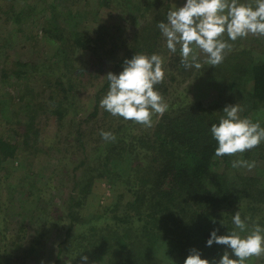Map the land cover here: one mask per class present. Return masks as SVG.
<instances>
[{"label":"trees","instance_id":"obj_1","mask_svg":"<svg viewBox=\"0 0 264 264\" xmlns=\"http://www.w3.org/2000/svg\"><path fill=\"white\" fill-rule=\"evenodd\" d=\"M14 2L25 3L24 0H14ZM109 4L108 0L105 4L100 2L104 7H109ZM168 6L169 4L166 5V10L155 17V22L146 23L147 26L143 24L139 28L136 37L132 40L130 50L126 51V48L120 56L113 55V59H110L111 72L119 74L123 70L125 59H131L135 53L150 56L156 52L158 46L155 43L158 42L156 40H160L161 33L157 24L160 21L166 22ZM50 10L49 19L45 17L43 21L47 28L43 29L44 35L59 42L62 39L60 33H57L58 29L50 25L52 23L50 21L56 18L55 8L51 7ZM76 16L81 18L77 12ZM150 24L154 25L152 34ZM89 42L90 39L78 37L71 43V47L86 49ZM62 45L58 46L57 50L63 55L62 60L65 62L67 47ZM96 45H98L95 48L96 60L99 64L96 71L100 72L104 67L105 56L101 51L102 46L98 43ZM111 53L113 50L108 51L109 57ZM241 53H244V58L237 61ZM241 53L226 51L223 62L217 67L207 66L201 72H190L184 78L194 74L196 79L202 77L200 81L218 80L223 96L220 100H223L224 104L230 99H238L242 102V106L250 103V106L247 105L248 111L260 107L264 109V51L257 52L252 48L242 50ZM175 63L163 64V70L167 73L164 74L163 83L156 85L155 88L167 103L168 109L162 116L159 114L152 116L151 127L113 116L101 107V99L109 90L107 79L101 84H96L95 92L91 96L92 102L83 108V100L77 98L79 91L76 83L79 84V77L85 72L84 69H79V77H76L77 73L74 77V69L69 65L66 67L67 74L65 71H60L53 80L48 78V75L41 78L49 89L46 96H43L45 92L43 93L42 99L31 103L34 91L25 86L21 90L17 88L14 96H11L9 104L13 105V109L10 112H14L16 116V112L21 108L27 118L25 123L18 120L14 123H21L29 130L32 129L35 119L43 108L50 112H59L61 127L66 121V116L69 115L67 120L70 128L62 137L68 140V147L63 148H66L65 151L69 155L74 158L76 155L78 158L67 174L72 181L71 193L76 191V197L69 195L67 218L71 220L70 227L76 221L86 225L87 233L94 232L91 239L86 238L87 233L77 234V237H80L76 244L79 253L89 246L95 251L104 248L103 251L110 261L108 264H164L167 262L166 257L176 260H168V264H184L190 250L195 248L201 253L202 258L213 261L220 259L225 247L215 242L207 246V240L213 230H218L217 235H226L234 229L232 212L243 200L245 204L248 202L249 206L244 211H240L241 218L247 217V212L251 211L247 222L252 226L256 222L261 223V226L264 224L262 220L256 221L254 218L260 209L255 200H264L263 190L256 188L254 194H248L249 184H246L240 175L236 180L237 186L230 188L225 178V169L233 168L232 161L235 159L228 155L223 157L215 155L218 143L213 138L210 128L213 123H218L220 116L224 115L222 112L224 106L216 103L204 107L201 102H193L185 95H181L184 94L183 91L178 96L180 98L176 100L173 98L172 102L166 100L169 98L167 85L176 78L172 71ZM18 64L22 65V63ZM27 65L29 68V64ZM55 66L56 64L54 66L48 64L46 68H55ZM169 67L172 74L168 73ZM32 68L36 70L37 66ZM61 69H64V66ZM34 73L32 70L20 71L19 79L23 83L30 84L31 79H35ZM179 73L182 75V72ZM18 74L19 72H15V75ZM185 80L182 78L177 82L181 84ZM4 104L8 102H2L0 108L2 113L5 112ZM248 116L246 112H241L242 118ZM102 130L114 133L115 141H104L100 135ZM17 150L16 144L0 138V162L17 159ZM59 152L63 156V151ZM248 155L244 156L248 157ZM100 180L124 188V193L119 195L110 210L123 208L120 214L114 216L116 224L107 223L100 226L99 223L103 222L101 213L94 214L92 218H83L77 212L83 206V201L91 192L94 183ZM248 180L259 185L256 177H249ZM127 195L129 200L123 201L122 198L126 200ZM28 197L29 195H26L23 201L27 203ZM8 200L9 198L7 202ZM21 208H24L26 213L29 211L26 204L21 205ZM33 209L34 214L39 216L46 214L43 212L44 209L38 206ZM24 230L25 224L22 223L18 233L20 239L24 237L22 235ZM2 233L6 235V228H3ZM15 239L17 240L15 248L22 254L5 257L0 249V264L1 261L8 264L25 259L31 256L35 246L39 245V240L34 238L28 249L19 250L20 239L18 237ZM61 251L62 249L59 248V255ZM154 251L155 253H152Z\"/></svg>","mask_w":264,"mask_h":264},{"label":"rangeland","instance_id":"obj_2","mask_svg":"<svg viewBox=\"0 0 264 264\" xmlns=\"http://www.w3.org/2000/svg\"><path fill=\"white\" fill-rule=\"evenodd\" d=\"M105 1L107 0H24L25 3L21 4L14 0H0V108H2L3 101L8 102L3 106L5 112H0V138L10 141L18 147L17 159L13 161L1 160L0 162V249L5 257L22 254L15 248L17 242L15 237L20 239L18 233L22 223L25 224V230L22 232L24 237L19 240V250L28 249L34 238L39 240V245L35 246V251L31 256L8 264H66L67 260H72V264L73 262L80 264L81 256L88 257L87 264H108L110 262L103 251L104 248L95 251L91 249L93 247L88 246L83 248V251L80 250L82 252L79 253L76 244L80 237H77V234H86L88 229L85 228L86 225H81L76 221L71 227L69 226L71 220L67 218V205L69 195L72 194V197H76V191L71 193L72 181L67 174L70 172V168L76 164L75 159L78 158L76 155L75 158L72 157L65 151L66 148H63L68 147V140H64L62 137L67 134L70 128L67 120L69 115L66 116V121L61 127L59 112H50L43 108L30 129L32 131H30L21 124L27 121L24 111L19 108L18 112L15 111L17 113L15 116L14 112H10L13 105L9 104L10 98L14 96L17 88L21 90L24 86L34 91L31 103H34V100L42 99L43 93L45 92L43 96H46L49 89L41 78L48 75V78L53 80V77L59 75L60 71L66 72V67L72 66L74 77L80 71L79 69H84L85 74L80 77L79 74L76 76L79 77V84L76 83V87L79 91L77 98L80 101L83 100L82 106L86 108V105L92 102L91 96L95 92L96 84H101L106 80L105 75L111 70L110 59H113V55L120 56L126 48V51L130 50L132 40L136 37L139 28L143 24L147 26L146 23L155 22V17L166 10L167 4H169L167 10H172L186 3V0H108L109 7L100 5V2L105 4ZM240 2L252 3L253 0H240ZM51 7L55 8L56 18L50 21L52 22L50 25L58 29L57 33H60L62 39L59 42L44 35L43 29L46 27L43 21L46 18L49 19ZM76 12L81 18L75 17ZM47 27L49 28V25ZM149 27H151L152 34L154 25L150 24ZM78 37L90 39L86 49L71 47V43ZM159 38L160 40H156L158 42L155 43L158 46L155 54L161 55L164 63L176 62L172 66L173 75L176 78L174 82L167 85L169 93L167 101L172 102L173 98L175 100L180 98L178 96L183 91L184 94L181 95H185L193 102H201L204 107L216 103L224 107L229 104H238L242 109L241 112H246L249 115L248 118H251L253 122L258 121L261 127H264V109H260V107L248 111L247 105L250 106V103L242 106V102L236 98V100L230 99L224 104L223 100H220L223 99V96H221L218 80L200 81L202 77L196 79L194 74L184 78L190 72H201L207 68V65L201 70L194 67L184 68L181 65L179 47L175 53H172L167 49L166 39L162 33ZM223 39L232 45L231 53L235 51L241 53L242 50L246 51L252 48L257 52L264 51V36L249 34L246 38H238L233 42L228 39L227 33H225ZM96 43L102 46L101 51L105 56L104 67L100 72L96 71V67L99 65L96 60L95 48L98 47ZM61 45L67 47V62L62 60L63 55L57 50ZM193 48L198 54L199 61L203 63L206 59L205 54L196 49L194 45ZM109 50H113L110 57L107 54ZM242 58H244V53L239 55L237 61ZM18 63H22V65ZM27 64H29V68ZM48 64H53V66L56 64V66L49 69L46 68ZM35 65L37 66L36 70L32 68ZM62 66L64 69H61ZM26 70L35 72V79H31L30 84L23 83L19 79L20 71ZM168 70H170L168 73L172 74L170 67ZM15 72H19V74L15 75ZM179 72H182V75ZM166 73L164 72V74ZM182 78L186 80L181 84L178 83L177 81ZM248 84L250 88V83ZM6 116L8 117L4 119ZM15 120L21 123H14ZM59 151H63V156ZM245 154H249L248 157H245ZM232 158L254 161L255 167L251 170L246 167L235 169L227 167L225 178L229 182L230 188L237 186L236 180L240 175L244 182L249 184L248 194H254L256 188L264 192V141L258 147L251 149L250 152L238 153ZM249 177H256L259 185L251 183L248 180ZM31 190L33 193L28 194L27 192ZM122 193H124V188L115 185V183L104 180L97 181L92 186L91 192L85 197L83 206L77 212L83 218H92L94 214L101 213L103 222L99 223L100 226L107 223L116 224L114 216L120 214L123 208L110 210ZM26 195H29L27 203L23 201ZM7 198H9L8 202ZM122 199L127 201L129 196L127 195L126 200ZM255 201L260 209L256 210L254 218L256 221L264 222V200ZM246 203L243 200L238 207H235L232 217L236 211H244L248 208L249 204ZM23 204L29 208L27 213L24 208H21ZM36 206L44 209L43 212L46 214L44 216L34 214L33 207ZM74 210H76L75 207ZM250 214L251 211L247 212L246 216L250 217ZM246 224V231L250 230L252 225L247 221ZM3 228H6V235L2 233ZM237 231L239 230L237 229ZM93 233H87L86 238L91 239ZM245 234L246 232L241 233V235ZM224 247L223 252H231L226 246ZM59 248L62 249L60 255ZM165 260L167 262L164 264H168V260L176 261L172 257H166ZM263 263L264 256H253L246 261V264ZM1 264L4 262L1 261Z\"/></svg>","mask_w":264,"mask_h":264},{"label":"clouds","instance_id":"obj_3","mask_svg":"<svg viewBox=\"0 0 264 264\" xmlns=\"http://www.w3.org/2000/svg\"><path fill=\"white\" fill-rule=\"evenodd\" d=\"M157 27L170 52L175 53L179 47L184 68L201 70L206 65L215 68L223 62L226 51L232 49V45L223 39L225 33L233 42L249 34L264 36V0H253L252 3H241L240 0H186L183 6L169 10L166 22L160 21ZM193 45L205 54L203 63L199 61ZM163 64V57L155 53L150 56L135 53L131 59H125L119 74L110 71L105 75L109 90L101 99V107L113 116L151 127L152 116H162L168 109L155 88L163 83ZM241 111L238 104L226 105L222 110L224 115L220 116L218 123L211 125L210 132L218 143L216 156H235L258 147L264 141V127L251 118H241ZM100 135L106 142L116 139L109 131L102 130ZM232 167L251 170L255 162L233 160ZM248 219H242L238 210L232 217L233 230L226 235H217L218 230L211 232L207 246L215 242L231 252L225 251L220 259L209 261L193 248L184 264H246L253 256H264V227L256 222L246 231ZM87 262L88 257L81 256L80 264ZM66 264H72V260H67Z\"/></svg>","mask_w":264,"mask_h":264}]
</instances>
